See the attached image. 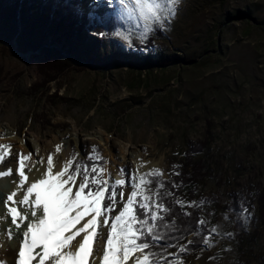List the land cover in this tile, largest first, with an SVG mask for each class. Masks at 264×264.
Segmentation results:
<instances>
[{
    "label": "rangeland",
    "instance_id": "374dc122",
    "mask_svg": "<svg viewBox=\"0 0 264 264\" xmlns=\"http://www.w3.org/2000/svg\"><path fill=\"white\" fill-rule=\"evenodd\" d=\"M55 3L63 11L69 3L71 13L87 14L105 33L113 31L108 39H94L91 57L81 58L88 65L71 56V66L54 73L40 71L37 51L0 41V143L10 140L5 145L12 152L20 141L25 153L40 160L39 146L58 137L63 148L69 141L67 160L89 164L95 146L110 181L127 175V195L132 173L159 169L166 182L178 171L187 142L196 148L206 138L210 171L201 196L207 207L199 209L208 229L218 226L220 235L210 237V248L202 243L180 254L181 264H264L256 203L247 221L237 214L248 193L264 190V0H182L168 30L154 29L146 41L135 21L121 15L119 0ZM150 47L198 63L145 65L141 54ZM41 48L69 56L49 39ZM11 159L0 168L17 164L14 154Z\"/></svg>",
    "mask_w": 264,
    "mask_h": 264
},
{
    "label": "snow or ice",
    "instance_id": "6c2138e0",
    "mask_svg": "<svg viewBox=\"0 0 264 264\" xmlns=\"http://www.w3.org/2000/svg\"><path fill=\"white\" fill-rule=\"evenodd\" d=\"M119 3L121 15L135 21L140 40L146 41L154 34V29L168 30L182 0H119ZM131 36L129 32L123 39L129 41ZM10 148V145L0 144V162L10 154ZM56 148L59 151L60 145ZM92 153L96 155L88 154L90 164L74 163L73 156L55 171L53 154H49L45 170L31 181L25 172L28 162L41 164L43 158L33 160L32 153L17 154L16 189L6 196L0 193V203L18 233V250L12 264H181L179 254L193 241L177 245L171 241L183 236L168 238L170 231L179 233L181 228L176 226L173 208L165 203L164 197H173L174 193L165 188L161 171L153 168L144 173H132L131 190L126 195L123 189L128 184L127 175L110 181L105 175L107 170L98 163L102 158L95 146ZM121 172L126 173V170L121 169ZM12 174L11 168L0 171V178ZM173 174L180 175L179 172ZM170 183L172 189L181 186ZM18 191L20 197H17ZM205 203L203 199L199 203H186L179 197L172 200L185 217L190 215L183 211L185 207H200ZM118 204L121 207L117 211ZM237 214L245 221L251 218L247 207ZM205 224L203 218L198 219L193 234L200 233L202 243L210 248V237L220 233L218 226L205 229ZM226 235L232 236V233ZM6 238H13L10 229ZM95 240L104 241L102 254L94 249ZM168 248H177V252L167 253ZM0 264H8L7 259L0 257Z\"/></svg>",
    "mask_w": 264,
    "mask_h": 264
},
{
    "label": "trees",
    "instance_id": "16d2710c",
    "mask_svg": "<svg viewBox=\"0 0 264 264\" xmlns=\"http://www.w3.org/2000/svg\"><path fill=\"white\" fill-rule=\"evenodd\" d=\"M59 1L63 2V0ZM55 2L56 0H45L43 2H39L38 0H0V41L3 43H10L14 40L18 49L22 52L37 51L38 54L36 55V58L38 61V68L43 73H54L68 69L71 66V59L69 57L73 55L74 60L82 61L88 65L89 63L87 60L81 58L82 56H85V54H87L86 56L91 57L90 55H92L94 45L96 44L94 39H101V37L102 39H108L113 31V28H106L107 32L105 33V30L97 25L96 20H93L95 24H92V20H88V17L85 15H80L83 18H79V16L78 18L75 16L73 17V15H69V17H67L66 13L63 15L62 8L56 7ZM66 5L67 7H65V12L71 9L69 3ZM74 12L76 13V11ZM54 13L56 15H52ZM246 15L248 17L250 16L249 13ZM63 23L67 24H65V31L62 29L61 24ZM108 26L110 25H107L106 27ZM67 30L69 31L68 33ZM64 33L67 36H65ZM100 33H104L105 35L102 36ZM48 39L66 47L67 51L64 53H67L69 56H64V54H61L55 49H39L40 45ZM132 46L135 48V45ZM207 51L209 50L205 49L202 54H205ZM117 54L127 57L121 50H119ZM141 56L143 57L141 63L149 65L155 62L160 67H165L170 62H174L175 60L191 62L195 65L198 63L196 59L191 60L190 56H188V59L184 58L181 60L176 54H169L163 49H157L155 47H150L147 53L145 55L141 54ZM137 60H139V57ZM114 61V59L111 60V62ZM209 143L210 141L205 138L201 144L198 143V146L194 148L193 144H189L187 142L184 157L180 161L179 169L177 171L180 175H175L173 178L168 181L166 180L165 182V188H168L174 193L173 197H164L165 203L169 207L173 208V217L175 218L176 226L181 228L179 233L170 231L168 233V238L171 240V237L173 236H183V239L177 238L176 240L171 241L177 245L186 244L189 240L193 241V243L188 246L186 253H192L198 250L202 245V235L200 233L193 234V231L198 219L203 216H201V210L199 207L191 208L189 211H187L188 208L185 207L183 211L188 212L190 215L188 217L183 216L181 214L182 210L178 205L172 204V200L175 197H179L185 202L189 200L199 203L202 199H204L202 198L201 193L203 181L209 176L208 172L210 171L206 161L210 153ZM170 182L179 183L181 186L177 189H172ZM253 196V194L248 193V195L243 198V206L250 209L255 202V210L257 214L253 216V220L258 221L262 226H264V190H261L259 193H256L254 197ZM232 204L234 209H236L235 201H233ZM205 206L207 207V205ZM173 217H170L169 219H172ZM204 227L205 229H208L207 222ZM203 234L206 235L207 231ZM241 239H244V237ZM252 239L253 238H251L250 241H252ZM161 243H163V241ZM153 250L160 251V249ZM176 252L177 248L167 249V253ZM181 256L184 255L179 254V257Z\"/></svg>",
    "mask_w": 264,
    "mask_h": 264
},
{
    "label": "bare ground",
    "instance_id": "6f19581e",
    "mask_svg": "<svg viewBox=\"0 0 264 264\" xmlns=\"http://www.w3.org/2000/svg\"><path fill=\"white\" fill-rule=\"evenodd\" d=\"M83 3L84 2L82 1V4ZM65 13H66V16L67 17H69V15H73V17L75 16V17L78 18V16H79V18H83V17L80 16V15H82L81 12H79V14H77V15L71 13L69 10L67 12H65V11L62 12L63 15H65ZM52 15H56V14L54 13ZM85 16H87V14H85ZM65 24L64 23L61 24L62 25V29L64 31L66 29ZM43 32H45V31H43ZM68 32L69 31L67 30V33ZM65 33H64V35H65ZM69 35H71V34H69ZM65 36H67V35H65ZM49 38H51V37H49ZM66 42H67V40H66ZM49 45L50 44H48V46ZM58 45H61V44L58 43ZM63 47L64 46H62V48ZM6 143L7 144H10V140H6L5 142H2L0 144H6ZM20 145L21 144H20V141H19V143L16 146L17 147V151H13L12 150V152H10L9 156L6 157V159L4 160V162L7 163V161L12 160L11 158H12L13 154L16 157H17V154H21V153L22 154H27V153H25V150ZM43 145H45V146H42V145L39 146V149L40 150H39V154H38V157L40 159L43 158V163H41V164H33L32 162H28L27 167L25 168V172L27 173V177H28V180L29 181L33 180L34 178H37L40 175V173L43 170H45V168H46V160H47V156L49 154H53L54 171L57 168L62 167L63 166V163H65L67 161L68 151H70L69 141L67 142L66 148H63V145L61 143H59L58 137L52 138V141L50 143H44ZM57 145H60V150L59 151H57V148H56ZM59 154H60V158L57 157ZM32 159L34 160V156L32 157ZM134 160H135L134 162L136 163L137 161H136L135 158H134ZM16 167H17V164H14V165L8 164V165L4 166L2 169L0 168V171H7L10 168L13 170V174L12 175H7V176H4V177L0 178V186L2 184H4V186H2V188L0 187L1 188L0 193H3L5 196L8 193H10V192H12L13 190L16 189V182H18V177L15 175V168ZM29 168H31L32 171H28ZM144 168H145V166H144ZM138 171H139V169H138ZM17 197H20V192L19 191L17 192ZM21 227H23V225H21ZM9 229L11 230V234H12V237H13L11 240H8L6 238V236H7V230H9ZM104 231H105V238H106V229ZM17 235H18L17 230L15 229L14 226L11 225V223H10V217L7 216L6 209H5L4 205L2 203H0V257L6 258L7 261H8V264H12V260H13V257H14V253L18 250L19 241L16 239V236ZM103 242L104 241L100 240L99 246H94V249L96 251L97 250L99 251L98 254H102V245H103Z\"/></svg>",
    "mask_w": 264,
    "mask_h": 264
},
{
    "label": "water",
    "instance_id": "95a60500",
    "mask_svg": "<svg viewBox=\"0 0 264 264\" xmlns=\"http://www.w3.org/2000/svg\"><path fill=\"white\" fill-rule=\"evenodd\" d=\"M252 20V19H251Z\"/></svg>",
    "mask_w": 264,
    "mask_h": 264
}]
</instances>
